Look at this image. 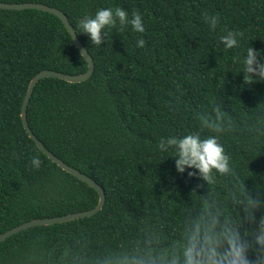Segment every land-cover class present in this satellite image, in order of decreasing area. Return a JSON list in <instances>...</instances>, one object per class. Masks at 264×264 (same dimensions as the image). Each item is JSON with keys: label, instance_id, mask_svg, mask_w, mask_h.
<instances>
[{"label": "trees", "instance_id": "1", "mask_svg": "<svg viewBox=\"0 0 264 264\" xmlns=\"http://www.w3.org/2000/svg\"><path fill=\"white\" fill-rule=\"evenodd\" d=\"M0 2L59 9L92 57L94 71L86 81L39 80L27 121L52 154L93 179L107 195L103 210L92 217L33 227L2 242L0 264H43L42 251L53 250L60 241L91 253L134 236L157 218L167 231L182 200L191 202L196 180L178 176L173 159L159 152L157 142L194 126L193 110L212 99L223 101L238 126L252 122L254 108L264 102V82H243L234 61L239 50L223 49L219 36L239 30L244 33L241 46L250 41L264 51V0ZM116 6L129 13L138 10L145 32L106 27L102 45H91L79 33L78 18ZM205 11L219 16L215 30L204 22ZM140 37L143 47L136 46ZM42 70L76 75L87 70V63L58 17L33 9H0V235L34 219L91 210L100 200L94 188L49 160L23 127L22 100ZM223 142L240 172L245 177L252 172L261 183L264 145L243 132L227 135ZM34 155L42 161L39 169L30 165ZM245 183L251 185L252 177Z\"/></svg>", "mask_w": 264, "mask_h": 264}, {"label": "clouds", "instance_id": "2", "mask_svg": "<svg viewBox=\"0 0 264 264\" xmlns=\"http://www.w3.org/2000/svg\"><path fill=\"white\" fill-rule=\"evenodd\" d=\"M202 16L208 28L215 30L219 16L207 11ZM117 25L120 30L130 26L136 33L145 32L143 17L136 9L129 13L119 6L100 7L78 18L79 33L86 34L95 46L105 41L106 27ZM243 36L239 30L227 29L219 42L225 50H239L234 61L245 84L264 82V51L250 46V41L241 46ZM144 45L142 37L136 40L137 47ZM257 106L252 122L238 126L223 101L212 99L207 106L193 110L194 126L159 138L156 147L173 159L175 173L196 180L191 202L182 200L167 231L157 218L116 245L90 253L60 241L53 250L42 251L39 259L43 264H264V179L256 183L250 171L245 177L223 142L225 136L243 132L254 144L264 145V102ZM41 163L39 155L30 159L33 169H39ZM249 177L253 183L246 185Z\"/></svg>", "mask_w": 264, "mask_h": 264}, {"label": "water", "instance_id": "3", "mask_svg": "<svg viewBox=\"0 0 264 264\" xmlns=\"http://www.w3.org/2000/svg\"><path fill=\"white\" fill-rule=\"evenodd\" d=\"M0 9L4 10H25V9H33V10H39L43 12L50 13L60 19L62 22L63 26L65 27L66 30H68L73 42L75 43L77 49L79 50L81 56L83 59H86L87 63V70L84 73L81 74H66V73H61V72H56L52 70H42L39 73H37L29 82L27 86L26 93L24 95V98L22 100L21 104V120L23 127L28 134L29 138L33 140L35 143L36 147L53 163H55L59 168L64 170L65 172L73 175L76 177L78 180L86 183L88 186L91 188H94L98 194H99V203L98 205L87 211H81V212H76V213H71L63 216H58V217H53V218H44V219H34L28 222H25L11 230H8L4 232L3 234L0 235V244L2 242H5L7 239L10 237L25 231L27 229L37 227V226H48V225H54V224H60V223H66V222H71L74 220H78L81 218H86V217H92L105 207L106 200H107V195L102 186H100L98 183H96L93 179L90 177L86 176L85 174L81 173L77 169L73 168L72 166L64 163L61 159L56 157L54 154H52L45 146L44 144L35 136V134L32 132L28 125L27 121V107L29 100L31 98V95L33 93L34 87L37 84V82L43 78H56L63 80L68 83H80L83 81H86L94 71V62L92 57L89 55L88 52H86L84 45L78 38L76 33H73L72 27L70 25V22L68 21V18L66 14H64L62 11H60L57 8L41 4V3H34V2H24V3H4L0 2ZM74 29V28H73Z\"/></svg>", "mask_w": 264, "mask_h": 264}]
</instances>
